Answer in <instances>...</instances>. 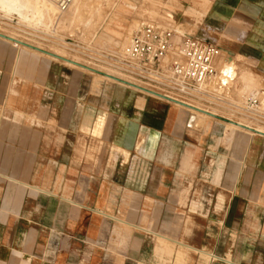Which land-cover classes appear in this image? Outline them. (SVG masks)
<instances>
[{
	"label": "crops",
	"instance_id": "obj_1",
	"mask_svg": "<svg viewBox=\"0 0 264 264\" xmlns=\"http://www.w3.org/2000/svg\"><path fill=\"white\" fill-rule=\"evenodd\" d=\"M134 1L138 31L208 43L219 71L230 55L264 82V0ZM11 45L0 39V264H264V137L191 127L171 102Z\"/></svg>",
	"mask_w": 264,
	"mask_h": 264
},
{
	"label": "rangeland",
	"instance_id": "obj_2",
	"mask_svg": "<svg viewBox=\"0 0 264 264\" xmlns=\"http://www.w3.org/2000/svg\"><path fill=\"white\" fill-rule=\"evenodd\" d=\"M22 1L21 4L23 3ZM29 2L34 4L36 1L24 0V3L27 4H24V6L27 7L29 4L28 10L33 7V9L36 8L34 11L33 9L28 11L27 8L24 7L22 8L23 10L20 9V12L18 11L17 13L13 12L15 10L10 12L0 7V31L9 35L15 32L11 35L20 37L27 43L40 44L39 46L42 48L45 47L46 50H56L62 54V57L54 53L50 54L46 51H38L50 58L53 57L64 63L72 64L74 69L75 67L79 69L84 68L85 71L89 73L95 71L91 66L95 68L100 67L98 70L102 69L101 72L105 71L102 67L107 69L113 68L114 70L117 69L116 60L119 58V54L121 55V47L127 45L131 36L138 31L141 25L139 21H135V19L132 18L134 12L132 0L131 2L127 0H75L74 4L71 6L72 8L67 13L59 12L58 8H56L51 1L40 0L37 5L34 4L35 7ZM134 4H137V0L134 1ZM24 9H26L30 15L26 14L27 12ZM41 10L46 11L47 14H42L43 16H41ZM22 11L24 13L26 12V15H24V13L20 15L19 13H22ZM115 19H118L120 22L118 25L120 30L125 28L123 24L124 20L130 19L131 21V25L129 24V26L126 27L125 33H122V37L119 40L121 43L120 46H115V36L107 34V32L104 34L107 27L117 26L113 23ZM10 43L18 49L23 47V43L20 41H10ZM24 46L26 45L24 44ZM88 63L89 65L91 64L90 67L84 66V64ZM64 67L68 66L65 65ZM67 69L71 68L68 67ZM76 72L83 74L80 70ZM83 75L85 76V80L83 81L84 84H89V80L92 78L102 79V77H100L101 75L97 76L92 73L87 74L84 72ZM236 78L238 79L237 84L233 91L231 89L229 98L225 96V90L224 93L222 90L221 92L215 93L208 91L210 97H205L207 99H205V101L201 100V102H203L199 105L215 110V112L217 111L218 116L221 117V121H212L217 124L220 123L221 125H225L229 130H231V128L226 124L228 119H233L235 121L244 120L251 125L252 127L242 126L244 131L252 134V136H247L245 140H241V142H243L242 145L249 147L252 139L257 138L255 136L264 137V133H260L254 129V127L264 129V82L261 83V87L259 85L260 82H262L261 79L255 78L252 70L247 67L241 68ZM102 80L105 81L104 79ZM235 82L236 80L233 84ZM152 86L156 87L155 85ZM160 89L165 92L168 91L167 89ZM193 99L196 100L197 98ZM197 121L195 117H191L190 126L199 127L200 123ZM235 121H230V124L232 126L238 125Z\"/></svg>",
	"mask_w": 264,
	"mask_h": 264
},
{
	"label": "built area",
	"instance_id": "obj_3",
	"mask_svg": "<svg viewBox=\"0 0 264 264\" xmlns=\"http://www.w3.org/2000/svg\"><path fill=\"white\" fill-rule=\"evenodd\" d=\"M53 2L59 12L65 13L74 0ZM221 57L222 52L208 43L145 26L132 36L116 60V64L120 60L128 68L119 64L116 68L136 81L193 99L196 97L192 92L207 85L214 93L221 90L224 93L219 78L222 69L219 71L217 67Z\"/></svg>",
	"mask_w": 264,
	"mask_h": 264
},
{
	"label": "bare ground",
	"instance_id": "obj_4",
	"mask_svg": "<svg viewBox=\"0 0 264 264\" xmlns=\"http://www.w3.org/2000/svg\"><path fill=\"white\" fill-rule=\"evenodd\" d=\"M22 1V0H21ZM21 1L20 0H0V7L2 8V9H7V10H9L10 12L11 11H13V10H15V11H13V12H17L18 13V11L20 12V9H22V8H24L25 6H24V4L26 3H24V0L22 1L23 3L21 4ZM28 1V0H27ZM36 1V3H34V4H36L37 5V3H38V1L40 2V0H35ZM47 1H51L53 4H54V2H53V0H47ZM128 2H131V0H127ZM74 2H75V0H74ZM74 2L70 5V8H69V10L72 8L71 6L74 4ZM219 2V1H218ZM226 2V1H225ZM31 5L33 4L32 2H29ZM33 4V5H34ZM151 4H153V3H151ZM214 4H215V2H214ZM23 5V6H22ZM25 5H27V4H25ZM30 5V6H31ZM32 5V6H33ZM205 5V4H204ZM219 5V4H218ZM54 6H55V4H54ZM34 7H35V5H34ZM148 7V6H147ZM154 7H155V5H154ZM25 8H27V10H28V8H29V4H28V6L27 7H25ZM33 9V7H31L28 11H30V10H32ZM34 9H36V8H34ZM34 9H33V11H34ZM127 9V8H126ZM17 10V11H16ZM23 10V9H22ZM24 10H26V9H24ZM27 10H26V12H27ZM46 10V9H45ZM69 10L67 11V12H69ZM36 11V10H35ZM158 11V10H157ZM25 12V13H26ZM32 12V11H31ZM67 12H65V13H67ZM23 11H22V13H19L20 15H23ZM24 13V15H26V14H28L29 12H27L26 14ZM166 13V12H165ZM190 13H192L191 11H190ZM42 14H47L46 13V11H43V10H41L40 11V15L41 16H43ZM154 14V13H153ZM157 14V13H156ZM160 14V13H159ZM163 14V13H162ZM28 15H30V14H28ZM27 15V16H28ZM198 15V14H197ZM40 16V17H41ZM201 16V15H200ZM158 17V16H157ZM160 18V17H159ZM164 18H166V17H164ZM210 18V17H209ZM27 19V18H26ZM150 19H151V17H150ZM161 19H163V18H161ZM199 19V18H198ZM156 20V19H155ZM170 21V20H169ZM193 22H194V20H193ZM203 22V21H202ZM113 23L114 24H116L117 26L116 27H111V26H109V27H107L106 28V30H105V33L104 34H106V32H107V34H112L113 36H115L116 37V45L115 46H120L121 45V43H120V38L122 37V33H123V31L124 30H126V28H123L122 30H120V28H118V25L120 24V22H119V20L118 19H115V20H113ZM161 23H163V22H161ZM201 24V23H200ZM197 25V24H196ZM203 25V24H202ZM131 30V29H130ZM199 30V29H198ZM14 31V30H13ZM17 32V31H16ZM206 32H207V27H206ZM215 32V31H214ZM217 32V31H216ZM15 33V32H14ZM14 33H11V34H14ZM177 33V32H176ZM209 33V32H208ZM0 34L1 35H4L5 37H8V38H11V39H15V40H17V41H20L21 43H23V47L21 48V49H25V50H28V51H32V52H37L38 54H41V55H43V56H45V58L46 59H48L49 58V60H53V61H55V62H58L59 64L61 63V64H63V65H66V66H68V67H70V68H74L73 67V65L71 64H67V63H64V62H62V61H60V60H58V59H56V58H50L49 56H46V55H44V54H42V52H40V51H43V52H48V53H54V54H56V55H58V56H61L62 57V54L60 53V52H58V51H56V50H46L45 49V47H41V46H39V45H37L36 43V45L35 44H32V43H27L25 40H23V39H21L20 37H17V36H13V35H9V34H5V33H3L2 31H0ZM17 34V33H16ZM177 34H180V33H177ZM217 34V33H216ZM219 34V33H218ZM205 35V34H204ZM209 35H210V33H209ZM212 35V34H211ZM219 36V35H218ZM215 37V36H214ZM0 39L1 40H4V41H6L7 42V44L8 43H10V41L9 40H7V39H5V38H2V37H0ZM28 40V39H27ZM36 41V40H35ZM127 41V40H126ZM125 42V41H124ZM11 44V43H10ZM24 44L26 45V46H24ZM13 46V45H12ZM18 47H21V46H18ZM122 49H123V47H121ZM121 49V50H122ZM38 50H40V51H38ZM115 54V53H114ZM43 56H41V57H43ZM119 63V65H121L124 69H127L128 68V66H126L123 62H120V60L118 61ZM117 64V65H118ZM118 65V66H119ZM56 66V65H55ZM84 66H87V67H90L91 66V64L89 65V63L88 64H84ZM67 67V68H68ZM93 69H95V71L94 72H90V73H92V74H94V75H97V76H100V77H102L103 79H105L106 81H110V82H112V83H114V84H117V86H120V87H122V88H129L130 90H132V91H134V92H138V93H142V95H150V96H153V97H155V98H157V99H160V100H162V101H168V102H171V103H173L174 105H176L177 107H179L180 109H182V110H186V111H188V112H190L191 114H190V116L191 117H195V119L196 120H198L197 122L198 123H200L199 124V127L200 126H204L206 129H208V127L210 126V121H212V120H214V121H221L220 119H221V117L220 116H218V112L216 111L215 112V110H211V109H208V108H206V107H202V105L200 106L199 104H201L202 102H201V100H204L205 101V99H207V98H205V97H210V94L208 93V91L209 92H213L214 93V91L211 89V88H209L210 86L209 85H207V88L205 87V86H203L202 88H200V89H198V90H196V91H194V92H192V95L193 96H195L197 99L195 100V99H191V98H182V97H180V96H177V95H175L173 92L171 93V92H168V91H163V90H160V89H157V88H155V87H152V86H150V85H146V84H144V83H141V82H139V81H136V80H134V79H132L129 75H126L125 73H123V72H121V71H119V69H113V68H104V67H102L103 68V70H105L104 72L102 71L101 72V70H98V68L100 69V67H98V68H95V67H93V66H91ZM106 67V66H105ZM65 68V67H64ZM121 68V67H120ZM59 69V68H58ZM75 69H77V70H80V72L82 71L83 72V74H84V72H86L87 74H90L89 72H87V71H85V69L84 68H76L75 67ZM112 69V70H111ZM61 73V72H60ZM262 75H264V74H262ZM83 77V76H82ZM263 78H264V76H263ZM262 79V78H261ZM81 81V80H80ZM258 82H260V81H258ZM261 83H263V82H260V84L259 83H257V84H259L260 86H261ZM81 85V84H80ZM262 87V86H261ZM119 93V92H118ZM129 97V96H128ZM201 97H203V98H201ZM130 98V97H129ZM148 99V98H147ZM199 99V100H198ZM150 100V99H149ZM145 102V101H144ZM207 102V101H206ZM205 102V103H206ZM143 103V102H142ZM162 104H164L163 102H162ZM153 106H155V104L153 105ZM210 106V105H209ZM215 106V105H214ZM155 108V107H154ZM213 108V107H212ZM218 110V109H217ZM220 110V109H219ZM225 112V111H224ZM155 113V112H154ZM220 113V112H219ZM223 115H225V114H223ZM228 116H230V115H228ZM235 117V116H234ZM233 117V118H234ZM237 118V117H236ZM230 121H235V120H233V119H228L227 120V122H226V124L231 128V134H232V136H237V141L239 142V143H241V140L243 139V140H245L246 138H247V136H249V135H251L252 136V134H250V133H248L247 131H244V129L242 128V126L243 125H245V126H247V127H252L251 125H249L246 121H244V120H242V121H235L236 122V124H238V125H235V126H237V127H235V126H232L230 123ZM215 124V123H214ZM220 124V123H219ZM214 127V126H213ZM242 128V129H241ZM254 129L255 130H257L258 132H262V133H264V129H259V128H256V127H254ZM228 130V129H227ZM230 131V130H229ZM229 133V132H228ZM254 135V134H253ZM224 137V136H223ZM255 137H258V138H261V137H259V136H255ZM225 140H226V138H224ZM224 145V144H223ZM221 146V145H220ZM226 149V148H225ZM209 161L211 162V160L209 159ZM208 163V162H207ZM208 164H210V163H208ZM213 164V163H212ZM232 166V165H231ZM233 167V166H232ZM231 168V167H230ZM227 170H228V168H227ZM227 173H228V171H227ZM229 175V174H228ZM195 190V189H194ZM197 191V190H196ZM200 192V191H199ZM201 194V193H200ZM195 195V194H194ZM195 197V196H194ZM200 197V196H199ZM200 200H202V199H200ZM192 201H194V199L192 200ZM227 202V201H226ZM227 207V206H226ZM228 212V211H227ZM212 213V212H211ZM218 215V214H217ZM221 217H222V215H221ZM157 246V245H156ZM159 247V246H158ZM161 254V253H160ZM157 255V254H156ZM162 257V256H161ZM160 257V258H161ZM168 258V257H167ZM162 260V259H161ZM163 262H164V260H162ZM167 261V260H166ZM230 263V262H229ZM228 263V264H229ZM231 264V263H230Z\"/></svg>",
	"mask_w": 264,
	"mask_h": 264
},
{
	"label": "water",
	"instance_id": "obj_5",
	"mask_svg": "<svg viewBox=\"0 0 264 264\" xmlns=\"http://www.w3.org/2000/svg\"><path fill=\"white\" fill-rule=\"evenodd\" d=\"M0 37L5 38L11 42H17L15 39H11L8 37H5L3 35L0 34ZM225 61V65L222 68V71L220 73V88L224 87L225 88V96L226 97H230V92L233 86V82L237 79L236 75H237V67L235 65V60L228 55Z\"/></svg>",
	"mask_w": 264,
	"mask_h": 264
}]
</instances>
